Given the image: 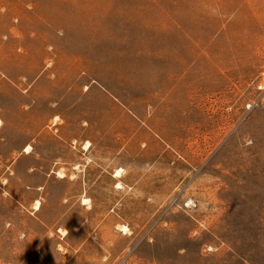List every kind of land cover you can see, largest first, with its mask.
Here are the masks:
<instances>
[{
    "label": "rangeland",
    "instance_id": "rangeland-1",
    "mask_svg": "<svg viewBox=\"0 0 264 264\" xmlns=\"http://www.w3.org/2000/svg\"><path fill=\"white\" fill-rule=\"evenodd\" d=\"M0 264H264V0H0Z\"/></svg>",
    "mask_w": 264,
    "mask_h": 264
},
{
    "label": "bare ground",
    "instance_id": "bare-ground-1",
    "mask_svg": "<svg viewBox=\"0 0 264 264\" xmlns=\"http://www.w3.org/2000/svg\"><path fill=\"white\" fill-rule=\"evenodd\" d=\"M30 150H31V147L28 146V147L25 149V152H26V153H29ZM115 176L120 177L119 172H117V174H115ZM118 185H119V184H118Z\"/></svg>",
    "mask_w": 264,
    "mask_h": 264
}]
</instances>
